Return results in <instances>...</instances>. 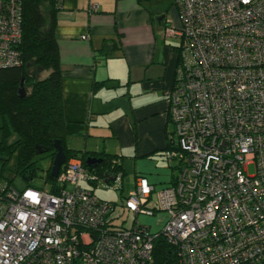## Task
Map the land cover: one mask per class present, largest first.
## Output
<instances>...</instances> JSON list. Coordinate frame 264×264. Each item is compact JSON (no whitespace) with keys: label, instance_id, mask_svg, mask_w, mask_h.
I'll return each mask as SVG.
<instances>
[{"label":"built area","instance_id":"obj_1","mask_svg":"<svg viewBox=\"0 0 264 264\" xmlns=\"http://www.w3.org/2000/svg\"><path fill=\"white\" fill-rule=\"evenodd\" d=\"M173 2L179 23L166 19L164 36L179 39V61L163 158L176 175L160 189L138 175L120 204L134 219L165 213L162 226H112L119 206L84 185L120 178L103 184L73 156L58 193L0 180V264H154L158 237L177 264H264V0ZM22 21L23 0H0V68L22 64Z\"/></svg>","mask_w":264,"mask_h":264},{"label":"crops","instance_id":"obj_2","mask_svg":"<svg viewBox=\"0 0 264 264\" xmlns=\"http://www.w3.org/2000/svg\"><path fill=\"white\" fill-rule=\"evenodd\" d=\"M92 4L97 10H91ZM155 16L143 0H63L55 36L67 147L92 157L114 156L123 168L119 181L126 175L124 159H132L134 186L142 175L160 189L176 175L175 163L166 161L163 151L171 130L167 96L174 86L179 44L166 41L164 28L166 19L175 25L179 20L176 12ZM112 41L118 49L103 59L98 49ZM112 203L119 206L115 212H124Z\"/></svg>","mask_w":264,"mask_h":264},{"label":"trees","instance_id":"obj_3","mask_svg":"<svg viewBox=\"0 0 264 264\" xmlns=\"http://www.w3.org/2000/svg\"><path fill=\"white\" fill-rule=\"evenodd\" d=\"M59 10L58 0H23L22 35L18 46L22 64L0 68L2 168L4 169L7 161L15 155V174H20L27 181L25 187H35L29 181L36 176V159L48 156L50 165L45 179L52 183L50 192L53 193H58L63 187L56 183V177L50 175L51 163L56 153L54 141H60L66 156L65 163L73 156H80L83 165L87 167L85 158L90 155L89 152L80 153L79 150L69 149L65 142L62 72L55 36L56 13ZM110 44L106 43L98 49L103 59L111 57L118 49L115 42L112 41ZM42 74L44 76L40 77ZM22 79L24 92L20 94L18 89ZM104 83L108 85L109 81ZM11 132L15 133V139L8 143L6 138ZM167 138L169 140L168 130ZM39 148L43 150L42 153L39 152ZM97 157L102 158V162L94 168H87L97 175L98 179L102 180L105 171L118 177L119 173L123 176L122 165L114 156L99 153ZM0 180L7 181L9 186H13L11 178ZM98 181L93 182V187H96ZM118 189L120 187L116 190ZM153 245L154 264H177L174 247L164 239L158 237Z\"/></svg>","mask_w":264,"mask_h":264},{"label":"rangeland","instance_id":"obj_4","mask_svg":"<svg viewBox=\"0 0 264 264\" xmlns=\"http://www.w3.org/2000/svg\"><path fill=\"white\" fill-rule=\"evenodd\" d=\"M143 3L148 9H151L154 14L157 16L161 15H167L170 17L172 13H177V19H178V10L173 6L174 2L173 0H143ZM172 7V9H171ZM174 9V10H173ZM166 41L168 43L173 44L174 46H178V40L169 36H165ZM44 76V74L40 75V77ZM24 89V88H23ZM24 92V91H23ZM171 129V128H170ZM2 131L0 130V141L2 140ZM15 139V133H9V135L6 138V141L8 143L12 142ZM75 140V139H74ZM80 142H76V146L80 145ZM168 164V163H167ZM36 176L30 180L29 182L35 186L40 188H45L47 191L51 190L52 183L45 179L46 177V171L50 165V157L44 156V157H38L36 159ZM15 168H16V157L13 155L9 161H7V166L3 169L2 168V162L0 160V178L9 179L11 178L13 180L12 185L17 187L18 189H23L27 185V181L20 175L15 174ZM124 169L126 172V175H124L122 181H116L110 186H103L98 185L94 187L95 195L97 198H99L102 201H108V202H116L120 204L121 200L123 199V196L130 193V191L134 187V176H133V165H132V159H124ZM249 171L252 172V167L249 168ZM122 187V194L120 192V189L115 190V186ZM68 185V189L71 188V186ZM120 192V193H119ZM164 217H166L165 213H157L152 218H147L145 216H139L137 219H134V217L130 214H127L126 212L120 213V210L116 211L112 218L115 219L114 226L115 228H129L133 224V220H137V222L140 225L150 227L149 222L152 221L154 223V228H152V231H158L160 228V224H157L158 220H162ZM162 226V225H161Z\"/></svg>","mask_w":264,"mask_h":264},{"label":"water","instance_id":"obj_5","mask_svg":"<svg viewBox=\"0 0 264 264\" xmlns=\"http://www.w3.org/2000/svg\"><path fill=\"white\" fill-rule=\"evenodd\" d=\"M20 94H23V79L20 82V86L18 89ZM54 147L56 149V153L53 157L52 163H51V167H50V175L52 177H57L61 168L63 167L65 161H66V156L65 153L63 151V148L60 144L59 140H55L54 141ZM42 149L39 148V152L42 153ZM102 162V158H98V157H92V156H88L85 158V164L87 165V167H96L98 164H100ZM116 176L113 175L112 173L105 171L103 173V178L101 180V183L103 184H109L113 181H115Z\"/></svg>","mask_w":264,"mask_h":264}]
</instances>
